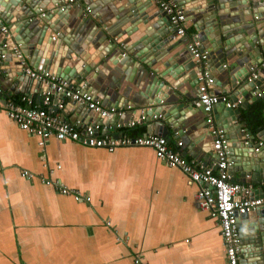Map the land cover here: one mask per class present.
Returning <instances> with one entry per match:
<instances>
[{
    "label": "crops",
    "instance_id": "crops-1",
    "mask_svg": "<svg viewBox=\"0 0 264 264\" xmlns=\"http://www.w3.org/2000/svg\"><path fill=\"white\" fill-rule=\"evenodd\" d=\"M185 1L187 8L204 2ZM222 1L227 6L223 8L227 11L225 17H229L222 21L226 24L222 28L229 31V38L236 43L234 48L247 43L240 33L244 26H250L246 30V33H251L247 36L249 38L264 25V2L251 15L243 17L242 13L247 11H238L241 6H236V11H233L237 0ZM65 2L70 8L60 19L58 15L53 18L52 25L44 34V47L39 46L40 50L43 49L45 55L57 48L50 67L53 73L57 66L62 69L73 67L77 71L81 67L88 69L87 76L80 81L66 80L73 82L74 87L82 84L86 87L84 81H87L88 88L83 89L104 107H115L116 112L106 119L97 114L88 117L84 110L76 108L77 103L72 105L68 102L64 108L51 107L53 111L81 132L84 126L99 122V136L118 133L120 130L116 123H122V132L129 134H155L146 132V116L143 119L139 117L132 128L127 127L138 110L132 106L133 103L145 102L144 97L138 94L139 88H147L156 74L136 59L133 66L121 61L131 69L125 75L119 69L123 67L121 62L119 65L111 64V55L117 53V47H113L111 42L122 41L114 35L117 27L108 29L104 23L110 13L117 12L112 0ZM258 9L261 11L260 20L255 22L253 13ZM189 15L185 14L186 33L181 36L182 43L165 58L194 40L196 30ZM43 25L41 22L32 26V30H37L31 39L39 36ZM52 35L55 36L53 44L49 43ZM138 35L139 32L134 34L135 37ZM227 38L228 35L222 36V40ZM61 39L65 41L64 45ZM260 43L259 40L257 45L262 50ZM232 50L225 51V57L230 58L226 59L224 69L218 71L221 85L210 87L212 92H221L228 100L237 88L225 89L228 85L227 70L232 73L241 66V59L232 55ZM15 69L14 65L0 68L2 95L16 101L31 96L37 105H43L42 99L37 102L34 95L23 92L24 89L29 90V86L11 78ZM260 70H264V62L258 64L250 75ZM109 83L113 85L110 87ZM38 86L44 89L43 83ZM187 87L192 95L198 96V91L187 83L180 89ZM171 91L172 88L168 90L169 93ZM251 98V94L246 97L247 100ZM59 99L58 95H53L54 103ZM253 101L241 107V116ZM186 116L185 126L189 120L200 123L206 120L195 103L186 110ZM214 123L216 125L215 118ZM192 126L196 129V125ZM263 128L251 132L254 142L264 144V136L259 134ZM179 132L171 131L170 145L175 146L177 140H182L188 159L203 167H213L215 153L208 145L212 140L209 132L203 138L199 133L190 138L191 128L185 133L182 129ZM38 141L37 136L21 129L0 111V264H134L137 255L147 264H227L220 228L207 210L198 207L195 199V191L204 185L191 181L180 168L170 167L158 159L152 148L120 146L109 151L88 146L82 140L60 141L50 137L43 146H39ZM24 170L32 173V177L23 176ZM42 179L61 183L75 192L63 194L54 184L42 183ZM262 187L264 189V185ZM76 193L84 199L76 200ZM87 196L89 200L85 199Z\"/></svg>",
    "mask_w": 264,
    "mask_h": 264
},
{
    "label": "water",
    "instance_id": "water-1",
    "mask_svg": "<svg viewBox=\"0 0 264 264\" xmlns=\"http://www.w3.org/2000/svg\"><path fill=\"white\" fill-rule=\"evenodd\" d=\"M40 1L45 4L39 3ZM65 1L67 0H0V27L5 25L10 36L6 37V33L0 30V55H4L0 60V68L4 69L6 65H14L16 69L11 73V78L13 80L18 79L19 82L29 86V90L24 89L23 92L34 95L37 102L41 101L42 98V89L38 86L41 82L38 81L37 83L26 72L25 64H22L21 60L18 59L13 50V45H16L26 57V65L31 68L50 70L52 59L57 55V48L44 55L43 49L40 50L39 46L43 45L44 34L52 25L53 18L58 15V19H60L70 8V5H66ZM175 1L185 7V14H190L189 19L196 30L193 41H197L200 49L207 52L205 64L212 71L213 84L221 85L222 78L218 71L224 69L226 59L230 58L229 56L225 57L226 50L233 48L232 55L241 59V66L238 70L232 73L227 70L228 85L225 89L237 88L231 94L229 101L234 102L242 96L243 103L237 107H228L226 102L219 97L213 108L214 118L216 126L224 131L228 140V152L232 157L228 171L233 180L256 185L257 187H253L251 197L261 196L264 198L262 187L264 185V144L254 142V136L245 127L240 115L241 107L247 106L252 100L260 99L258 96H252L251 99L247 100L246 97L255 90L256 86L264 88V70L257 72L256 78L248 79L256 66L264 62V25L249 38L247 36L251 33L249 31L246 33V30L250 26H246V28L244 26V30L240 34L247 43H240L234 48L236 43L231 37L229 38V31L222 28L223 25H226L222 21L229 19V17H225L227 11H224L223 8L225 9L227 6L222 0H204L203 3H198L192 8L185 6V0ZM112 2L117 12L110 13L104 23L108 29L117 27V33L114 35L116 38H122V41L116 42L115 40L114 44L111 42L113 47H117V53H113L110 57L111 64L116 65L118 63L119 65L121 61H125L133 66L136 59L138 63H143L151 69L152 73L156 74L147 88H139L138 94L144 97L145 102L133 103L132 106L138 107L133 120L137 121L139 117L146 116V122H148L146 132L165 136L169 141L171 131L179 132L182 129L185 133L188 128H191L190 138H194L193 136L198 135V133L199 137H206L209 132V124L206 120L203 119L201 123L198 120H189L186 126L183 124L188 121V116L184 117L186 110L192 107L194 103L202 112V118L205 117V112L200 103L193 101L198 96L192 95L188 87L183 90L180 89L184 83H187L190 88L198 91V75L203 66L192 57L186 46L179 47L171 56L165 58L183 41L182 37L176 34V27L170 23L169 16L156 5L155 0H112ZM263 2L264 0H237L232 8L233 11H236V6H241L238 11H247L242 13L244 17L251 15L253 10ZM257 12L253 13L255 22L260 20V9ZM41 22L44 25L39 36L35 40L31 39L37 30H32V26H37ZM138 32L139 35L135 37L134 34ZM226 34L228 38L222 40V36L225 37ZM259 40L263 47L262 50L257 45ZM53 41L52 37L49 38V43L53 44ZM61 43L64 45L65 41L61 39ZM126 63H122V68L119 67L124 75L131 70ZM216 63L219 65L215 66ZM215 69L217 72L213 73ZM55 73L67 80L73 78L80 81L87 76L88 69L81 67L77 71V68L65 67L62 69V67L57 66ZM113 74H116L115 71ZM84 82H86V87L82 84L78 88H88V82ZM111 82L113 81L111 80ZM70 84L73 85V82ZM112 85L109 83L110 87ZM170 88H172L171 93L168 92ZM225 89L222 90V94H224ZM215 94L221 96V92H215ZM1 96L4 97L2 93ZM71 103L72 105L76 104L75 102ZM77 107L84 110L83 113L88 117L96 115L84 103H77ZM192 125H196V129ZM179 134L181 133L179 132ZM259 134L264 136V128ZM208 145L213 151V140L209 141ZM235 173H238V177H235ZM237 227L241 238L239 264H264V206H259L239 215Z\"/></svg>",
    "mask_w": 264,
    "mask_h": 264
},
{
    "label": "built area",
    "instance_id": "built-area-1",
    "mask_svg": "<svg viewBox=\"0 0 264 264\" xmlns=\"http://www.w3.org/2000/svg\"><path fill=\"white\" fill-rule=\"evenodd\" d=\"M68 1L73 2V0ZM155 3L169 16L170 23L176 27V34L184 36L186 33V16L183 7L175 0H155ZM0 30L6 33V37H10L5 25L1 26ZM52 39L55 40V36L52 35ZM3 46H6V44H3ZM187 47L192 57L203 66L198 75V97L196 102L202 106L206 121L209 124V134L213 140V151L215 153L213 167H203L198 165L195 160L188 159L183 149L184 143L182 140H177L175 146H171L167 137L162 135H135L122 132V123H116V128L120 131L115 135L99 136V122L84 126L81 132L74 124L60 117L51 107L64 108L66 102L84 103L88 109L101 118H107L114 114L116 108L104 107L89 91L74 87L69 81L50 70L29 67L26 65V57L16 45H13V50L22 64H25L26 72L34 80L44 84V89L41 92L43 105H37L31 96H25L22 97L21 101H16L10 97H1L0 94V111L13 119L21 129L30 135L37 136L39 146H43L50 137H55L60 141L82 140L88 146L106 148L109 151H113L120 146H146L152 148L158 159L164 161L170 167L180 168L191 181L204 185L195 191L197 205L200 209L207 210L211 217L216 220L220 228L227 264H239L241 238L237 227V219L239 215L249 210L264 206V198L261 196L251 197L253 190L251 186L232 179L228 171L232 160L228 152V140L224 131L214 123L213 108L219 97L226 102L228 107L240 106L243 103V98L240 97L236 101L230 102L226 96L213 93L210 87L213 85L214 78L212 71L205 64L207 52L200 49L197 41L189 42ZM3 57L4 55L1 54L0 59ZM251 77L256 78L257 73H252L248 79L251 80ZM54 94L60 97L55 103L53 102ZM252 96L264 98V88L256 86L255 90L251 92ZM141 118L143 119L144 116H141ZM137 122L132 119L127 127L132 128ZM22 175L31 178L33 174L24 170ZM41 181L45 184H54L59 192L63 194L75 192L67 189L61 183H52L47 179ZM74 198L76 200L84 199L77 193ZM85 199L89 200V197L87 196ZM133 261L134 264H147L140 255H137Z\"/></svg>",
    "mask_w": 264,
    "mask_h": 264
},
{
    "label": "trees",
    "instance_id": "trees-1",
    "mask_svg": "<svg viewBox=\"0 0 264 264\" xmlns=\"http://www.w3.org/2000/svg\"><path fill=\"white\" fill-rule=\"evenodd\" d=\"M264 100V99H263ZM261 98L253 101L249 107L244 109L243 115L247 121H242L245 123L250 132H257L262 127H264V101ZM241 115V114H240ZM135 132V130H131Z\"/></svg>",
    "mask_w": 264,
    "mask_h": 264
},
{
    "label": "clouds",
    "instance_id": "clouds-1",
    "mask_svg": "<svg viewBox=\"0 0 264 264\" xmlns=\"http://www.w3.org/2000/svg\"><path fill=\"white\" fill-rule=\"evenodd\" d=\"M186 153V152H185ZM232 176V175H231ZM233 179V178H232Z\"/></svg>",
    "mask_w": 264,
    "mask_h": 264
}]
</instances>
